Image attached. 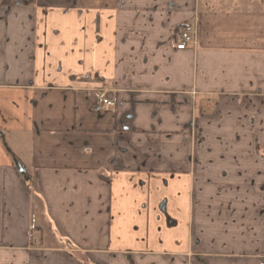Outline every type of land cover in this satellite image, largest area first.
Instances as JSON below:
<instances>
[{
  "label": "crops",
  "instance_id": "1",
  "mask_svg": "<svg viewBox=\"0 0 264 264\" xmlns=\"http://www.w3.org/2000/svg\"><path fill=\"white\" fill-rule=\"evenodd\" d=\"M0 264H264V0H0Z\"/></svg>",
  "mask_w": 264,
  "mask_h": 264
},
{
  "label": "built area",
  "instance_id": "2",
  "mask_svg": "<svg viewBox=\"0 0 264 264\" xmlns=\"http://www.w3.org/2000/svg\"><path fill=\"white\" fill-rule=\"evenodd\" d=\"M195 29L192 25H186L182 28L178 42L176 43L177 49H185L188 44L194 41ZM116 104V97L108 96L105 92H101L97 96V100L94 106L95 111H102L106 106H114Z\"/></svg>",
  "mask_w": 264,
  "mask_h": 264
},
{
  "label": "rangeland",
  "instance_id": "3",
  "mask_svg": "<svg viewBox=\"0 0 264 264\" xmlns=\"http://www.w3.org/2000/svg\"><path fill=\"white\" fill-rule=\"evenodd\" d=\"M25 177H26V175H25ZM42 215H43V213L40 211V209H39V205H38L37 202H36V204L34 205V214H33V217L36 218V222H37V218H39L40 216H41V219L43 220ZM44 221H45V220H44ZM45 222H46V221H45ZM35 233L38 234V232H35ZM36 236L39 237V234L36 235Z\"/></svg>",
  "mask_w": 264,
  "mask_h": 264
}]
</instances>
